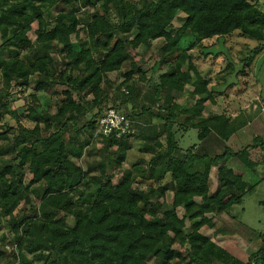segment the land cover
Returning <instances> with one entry per match:
<instances>
[{
	"label": "trees",
	"instance_id": "1",
	"mask_svg": "<svg viewBox=\"0 0 264 264\" xmlns=\"http://www.w3.org/2000/svg\"><path fill=\"white\" fill-rule=\"evenodd\" d=\"M258 2L0 0V29L11 32L0 44V116L8 113L18 117L9 100L12 83L27 86L33 77L35 80V93L30 95L35 106L29 108L34 127L19 123L18 135L0 145V217L13 232L19 250L6 264H15L18 258L19 264H150L151 257L156 264H214L215 260L264 264V238L244 262L201 231L204 225L214 226L209 214L226 212L255 186L235 173L227 160L239 157L252 166L243 153L251 148L264 150L263 136L255 135L243 150L226 147L213 157L192 149L182 157L174 154L177 123L187 130L199 129L201 140L213 132L228 140L242 125L225 113L204 115L205 100H213L209 81L196 65L190 71L178 69L184 58L191 60L180 42L187 37L203 41L237 31L264 42V11ZM83 3L95 7L86 22L78 15ZM59 5L69 9H62L54 21H48L43 8ZM179 12L186 20L174 28ZM34 22L38 28L33 39ZM159 38L165 40L160 65L176 62L149 85L142 99H137L133 90L116 94L122 103L131 104L127 117L148 121L152 115L160 121L154 130L155 153L146 168H138L140 176L150 183L143 187L135 177L116 183L110 170L126 159L130 139L137 134L117 138L114 151L107 149L101 160L84 169L79 161L90 143L87 129L95 128L96 119L105 112L108 94L103 84L107 74L130 62L123 84L136 72L145 79L131 60L129 48L149 45ZM190 82L206 97L192 108L182 109L177 95ZM60 85L65 88L55 112L37 111V93ZM154 104H159L156 114ZM34 111L37 115H32ZM42 120L45 127H41ZM6 134L2 133L4 139H8ZM103 140L113 146L111 139ZM214 166H218L220 185L212 194L209 179ZM94 167L98 172L91 174ZM28 173L32 178L26 182ZM168 176L170 180L164 183ZM169 190L174 191L172 203L166 200ZM34 195L39 197V205L34 204ZM180 208L184 209L182 215ZM68 218H73L72 224ZM175 244L186 246L187 258ZM4 254L0 250V257Z\"/></svg>",
	"mask_w": 264,
	"mask_h": 264
},
{
	"label": "rangeland",
	"instance_id": "2",
	"mask_svg": "<svg viewBox=\"0 0 264 264\" xmlns=\"http://www.w3.org/2000/svg\"><path fill=\"white\" fill-rule=\"evenodd\" d=\"M139 1L141 3L145 2V0ZM258 3L259 7L264 11V0H259ZM62 9H69V7L59 5L51 8H43L42 11L45 18L52 22ZM94 9L95 7L91 4L86 3L84 5L83 3L82 11L78 12V15L83 22H86L88 14L93 12ZM84 11L86 14H84ZM185 20L186 15L179 12L172 25L174 28L179 27ZM37 28L38 23L34 22L31 32L33 39L36 37L35 30ZM10 33V30L5 28L0 29V44L8 35L10 36ZM81 33L84 36V31ZM164 43L165 40L159 38L153 40L149 45L129 48L131 60L137 63L144 72L145 79L141 80V73L136 72L131 80L123 84L126 81L125 73L131 68L130 62L126 63L121 70L108 73L106 82L103 84L107 90L106 94H108L107 100L103 104L105 110L109 106H115L121 113L127 114L131 111V104L122 103V99L120 96L118 98L117 95L122 92L128 94V92L133 90L134 96L137 99H142L149 85L158 81L159 76L168 69V66L176 62L172 60L169 63L160 65L163 57L161 47ZM180 47L188 50L191 54V60L188 57L184 58L178 69L181 71H190L193 65H196L200 73L209 81V89L212 92L213 100H205L204 115L210 117L214 114L225 113L232 119L234 118L232 115L233 112H236L241 119L244 121L246 119L249 122L248 126L243 129V133L238 135V140H236L238 146L235 145V149H232L238 151L239 148L241 150L243 146L251 144L255 135L261 134L264 138V42H258L253 38L243 36L237 31L227 36L214 37L203 41H197L191 37L183 38L180 42ZM52 54L55 57L58 56L55 52H52ZM64 88V85H60L54 86L50 91L38 92V99L36 101H38L40 106L37 111L45 110L54 113L57 109L58 102L62 100L63 96L60 92ZM0 89H3L1 76ZM197 89V85L190 82L182 92L178 93L177 101L182 109H190L199 99L206 97L204 94L198 93ZM8 91L9 100L14 105L18 117L14 118L8 113L0 116V145L12 141L18 135L19 123H22L26 127H34L35 125V121L29 117V108L35 106V99L33 100V97H30L32 93H35L34 77L27 86H20L13 82ZM89 98H92V96L89 95ZM158 105L154 104L152 106L153 113L155 114L159 111ZM239 112L242 113L239 114ZM32 115H37L36 111ZM185 116L183 115L182 118ZM154 118L159 121L157 117ZM96 122L95 128L87 129V136L90 139V143L85 149L84 156L79 161L84 169H87L93 161L101 160L103 155L107 153V149L111 152V150L114 151L117 148V144L115 143L118 137H109L113 146H108L109 144L103 140L106 137L98 134ZM45 125V121L42 120L41 127H45ZM174 131L178 142V150L176 149L174 154L180 157L184 156L187 150L192 149L196 151L195 145H199L201 150L204 149L214 137L208 136L201 140L198 136L199 129L191 128L187 130L178 123L174 125ZM3 132L7 133L8 139L2 137ZM44 134L46 135L47 133L44 132ZM136 134H138V130ZM134 138L130 139V143L136 141V137ZM223 141H225L226 145L222 152L228 145L231 146L226 140ZM257 151L252 152V157L258 162L256 166L252 165V168H247L240 165L238 167L241 171L236 167L237 172H240L246 181L255 186L243 196L240 202L232 205L226 212L218 215H214L213 213L209 214L214 219L213 227L204 225L201 228V231L205 235L213 238L216 242L222 240L223 237L224 239H228L227 242L224 241V245L238 251L240 257L244 258L245 261H248V253H253V251L260 248L264 238V150H259L258 148ZM246 152H248V149ZM9 155H4L3 157H9ZM140 155L138 149L135 148L132 152L130 151V154L127 153L126 159L121 165H116L114 169L110 170L114 182L117 183L124 178L135 177L143 187H146L150 183L140 176L141 173L138 168H145L148 164V160ZM110 157H113V154ZM230 162L233 166L239 165L233 159ZM215 167L212 169L210 180L212 194L215 193L220 185L218 166ZM97 172V167L90 170L91 174ZM31 178L32 174L28 173L26 182ZM169 180L170 177L168 176L163 182L165 183ZM173 194V190L167 191L166 200L168 203H172ZM195 199L200 201L198 197ZM33 201L34 204L39 205L40 199L34 195ZM20 207H24V204ZM179 213L180 215L183 214L184 209L180 208ZM73 221V218H68L70 224ZM218 229H222V232H218ZM13 236L14 234L11 229L6 226L5 219L0 217V250L5 252L4 256L0 257V264H6L7 260L13 261V253L19 254L17 243L13 240ZM175 247L179 248L182 256L187 258L186 246L180 247L179 244H175ZM29 257L31 258V256ZM19 263L20 258L15 261V264ZM184 263L182 261V264ZM150 264H156L155 258H150ZM214 264L223 263L215 260Z\"/></svg>",
	"mask_w": 264,
	"mask_h": 264
},
{
	"label": "crops",
	"instance_id": "3",
	"mask_svg": "<svg viewBox=\"0 0 264 264\" xmlns=\"http://www.w3.org/2000/svg\"><path fill=\"white\" fill-rule=\"evenodd\" d=\"M244 112V111H242ZM242 112H239L242 113ZM234 116V118H232L233 120L236 119L237 122L241 123L242 125L238 128V130L236 131V133H234L228 140H226V142L230 143V145H228L227 147H230V148H233L235 149V145L238 146V142L236 140H238V135H241L243 133V129L246 128V126H248L249 122L241 119L239 117V115L236 113V112H233L232 114ZM155 116H149V119L148 121H146L145 119H141L138 120V121H135V125L137 127V125H139L137 127V130H138V134L135 136L136 137V141H133L131 144H130V147L127 149V153L130 154V151L132 152L133 149H138V152L141 154L140 156L145 158L146 160L150 161L151 157L154 155V150H153V143H154V139L156 137L155 135V128L156 126L160 125V121H157L155 120L154 118ZM157 119V118H156ZM252 125V123H251ZM261 135V134H260ZM209 136H214L213 139L208 143V145L201 150V148L199 147V145H195V149L196 151L195 152H199L201 154H206V155H209L211 157L215 156V155H218V154H221L222 153V150L224 149L225 147V141H223L222 138L219 139V136L217 135L216 132H213L211 133ZM134 138V137H133ZM135 139V138H134ZM161 139H163V137H161ZM234 145V146H233ZM118 146V145H117ZM244 147V146H243ZM242 147V148H243ZM241 148V149H242ZM258 148H253V149H248V152H246L247 150H245V152L243 153V157L245 156L246 157V161H250L253 163V165L256 166V164H258V162H256V159L252 157L254 151L258 152L257 151ZM261 148H259L260 150ZM178 150V149H177ZM240 150V148H239ZM181 154H183L181 152ZM251 155V157H250ZM180 157V156H179ZM234 162H238L239 165H236V166H233V164H231L230 160H232ZM227 165L229 167H231L237 174H240L242 175L240 172H237L236 170V167L239 168L240 165L244 166V167H247V168H252L250 165H247V163H244V161L242 159H240L239 157H231L227 160ZM148 166V164L145 166V168ZM239 166V167H238ZM215 167V166H214ZM216 168V167H215ZM213 169V168H212ZM239 170L241 171V169L239 168ZM212 172V170H211ZM211 176H212V173H210V179H209V182L211 180ZM243 176V175H242ZM210 192H211V186H210ZM180 214V213H179ZM182 215V214H181ZM211 217V216H210ZM212 221L214 223V219L212 218ZM213 239V238H212ZM228 239H223L222 240H219L217 243L219 245H221L225 250H227L230 254H232L234 257L244 261L245 259L240 257V255L238 254V251L236 250H233L231 249L230 247H227L224 245V241L227 242ZM215 241V240H214ZM221 241V242H220ZM225 242V243H226ZM257 250V249H256ZM255 250V251H256ZM254 252V251H253ZM252 252L248 253V258H249V255L251 254Z\"/></svg>",
	"mask_w": 264,
	"mask_h": 264
},
{
	"label": "built area",
	"instance_id": "4",
	"mask_svg": "<svg viewBox=\"0 0 264 264\" xmlns=\"http://www.w3.org/2000/svg\"><path fill=\"white\" fill-rule=\"evenodd\" d=\"M96 124L98 134L106 138L135 135L137 132L135 121L114 106H109L104 114L98 117Z\"/></svg>",
	"mask_w": 264,
	"mask_h": 264
}]
</instances>
